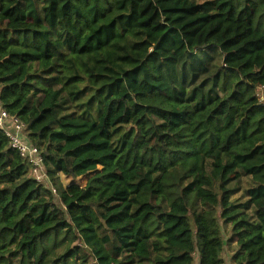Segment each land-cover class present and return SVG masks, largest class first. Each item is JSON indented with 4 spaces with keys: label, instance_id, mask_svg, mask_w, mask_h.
<instances>
[{
    "label": "trees",
    "instance_id": "trees-1",
    "mask_svg": "<svg viewBox=\"0 0 264 264\" xmlns=\"http://www.w3.org/2000/svg\"><path fill=\"white\" fill-rule=\"evenodd\" d=\"M0 103V264H264V0H0Z\"/></svg>",
    "mask_w": 264,
    "mask_h": 264
},
{
    "label": "built area",
    "instance_id": "built-area-1",
    "mask_svg": "<svg viewBox=\"0 0 264 264\" xmlns=\"http://www.w3.org/2000/svg\"><path fill=\"white\" fill-rule=\"evenodd\" d=\"M24 126V123L17 116L11 115L3 108L0 110V128L9 137L11 145L18 149L29 162L33 177L40 182L46 183L45 179L49 177L47 176L42 155L37 146L23 140ZM53 190L56 193V189L54 188Z\"/></svg>",
    "mask_w": 264,
    "mask_h": 264
},
{
    "label": "rangeland",
    "instance_id": "rangeland-1",
    "mask_svg": "<svg viewBox=\"0 0 264 264\" xmlns=\"http://www.w3.org/2000/svg\"><path fill=\"white\" fill-rule=\"evenodd\" d=\"M86 180H87V178H84V179H79V181L81 182V183H85L86 182ZM45 181H46V183H50V187L51 188H53V187H55V186H53V184L51 183V180H50V178H47V179H45ZM62 181L66 184V183H68L69 182V179L67 178V177H62ZM227 238H228V236H227ZM235 244H233L232 243V245H228L227 246V248L225 249V257L227 258V260H230L231 259V255H232V246H234ZM228 262V264H230L231 262L230 261H227Z\"/></svg>",
    "mask_w": 264,
    "mask_h": 264
},
{
    "label": "crops",
    "instance_id": "crops-1",
    "mask_svg": "<svg viewBox=\"0 0 264 264\" xmlns=\"http://www.w3.org/2000/svg\"><path fill=\"white\" fill-rule=\"evenodd\" d=\"M2 109V105H1V103H0V110ZM233 244H235V243H233ZM232 254H233V251H232ZM232 263V262H231Z\"/></svg>",
    "mask_w": 264,
    "mask_h": 264
}]
</instances>
